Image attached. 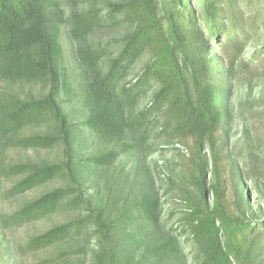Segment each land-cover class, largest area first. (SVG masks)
I'll list each match as a JSON object with an SVG mask.
<instances>
[{
	"label": "trees",
	"instance_id": "1",
	"mask_svg": "<svg viewBox=\"0 0 264 264\" xmlns=\"http://www.w3.org/2000/svg\"><path fill=\"white\" fill-rule=\"evenodd\" d=\"M79 1L0 0V180L9 183L6 198L22 199L0 221L22 228L63 212L86 213L7 245L13 264L52 250L58 252L37 264H68L75 252L63 246L90 228L100 244L94 264H258L264 240L255 222L232 213L219 136L231 120L236 65L253 37H263L254 55L264 50V0H117L107 4L106 16L96 0ZM66 25L83 76L88 114L80 123L68 110L74 90L61 42ZM121 26L127 30L117 46L90 43L94 31ZM152 135L190 142L194 171L184 182L193 188L181 189L180 235L164 222L160 187L150 174L117 216L112 196H88L81 183V143L93 138L99 145L86 160L99 176L123 155L144 152ZM12 149L54 155L18 162L9 157ZM143 169L136 166L138 177ZM122 184L113 181L110 192ZM129 221L134 226L126 229Z\"/></svg>",
	"mask_w": 264,
	"mask_h": 264
},
{
	"label": "rangeland",
	"instance_id": "2",
	"mask_svg": "<svg viewBox=\"0 0 264 264\" xmlns=\"http://www.w3.org/2000/svg\"><path fill=\"white\" fill-rule=\"evenodd\" d=\"M81 1V2H80ZM85 4L88 0H80ZM90 3L92 0H89ZM117 0H96V7L104 10L103 16L108 15L106 6ZM93 4V3H91ZM105 7V8H104ZM104 8V9H103ZM69 14L70 9H66ZM126 26L121 28L106 27L94 31L90 35V43L99 45L117 46V40L124 35ZM61 42L65 51L66 67L69 70L70 80L74 95L68 105L72 113L73 123H80L86 118L88 111L83 102L82 70L77 55V43L70 35V26L62 28ZM263 37H253L250 47L248 46L236 65V72L231 75V91L229 98V110L231 120L225 126L223 134L219 136V144L222 151V167L224 170L227 199L233 214L253 221L257 224L256 234L264 240V50L254 55L256 49L263 45ZM210 46H214L210 43ZM149 102L143 101L140 108ZM145 151H135L132 155L120 157L115 167L106 169L96 176L90 167L87 158L97 153L99 145L92 139L81 143L77 151L81 163L79 175L83 187L88 196H94L98 200H107L112 196L115 206L114 215H118L126 201L132 199L136 191L142 187L143 175L150 174L160 187L164 203V222L170 230L174 227L173 234L180 235V219L185 211V203L181 198L182 187L193 188V183L184 182L189 179L194 171L192 166V151L190 142L166 143L161 137L152 135L150 141L145 144ZM53 153L47 151L12 149L9 157L14 161H38L53 157ZM209 162H212L211 149L206 153ZM142 165V175L137 176L136 166ZM118 178L122 181V187L117 188L115 194L110 192V185ZM139 178V179H138ZM211 180L208 176L207 182ZM174 182V183H173ZM57 182L28 193L25 199H32L43 194L50 188L57 187ZM9 183L0 180V219L10 215L21 200H10L4 192ZM212 202V199H211ZM86 215L85 212L70 214L63 212L53 219L33 224L22 228L3 225L0 221V264H13L11 252L6 251L7 245L15 246L23 242L28 236L40 233L53 224L62 223L72 217ZM133 223L126 222V229H131ZM4 240V241H3ZM184 251L191 260L190 245L183 243ZM100 248L94 229L82 237L71 240L63 246V249L73 250V255L67 258L68 264H94L95 256ZM58 251L52 250L41 254L25 255L20 264H37L39 260L48 258ZM258 264H264V251L261 253Z\"/></svg>",
	"mask_w": 264,
	"mask_h": 264
}]
</instances>
